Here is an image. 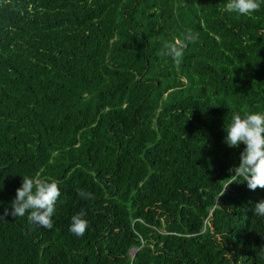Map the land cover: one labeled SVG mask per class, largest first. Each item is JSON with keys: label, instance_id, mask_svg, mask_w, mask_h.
<instances>
[{"label": "trees", "instance_id": "16d2710c", "mask_svg": "<svg viewBox=\"0 0 264 264\" xmlns=\"http://www.w3.org/2000/svg\"><path fill=\"white\" fill-rule=\"evenodd\" d=\"M225 4L0 0V213L24 176L60 189L51 229L0 219V264H264V188L221 195L245 147L224 128L264 113V3Z\"/></svg>", "mask_w": 264, "mask_h": 264}, {"label": "clouds", "instance_id": "9594fccd", "mask_svg": "<svg viewBox=\"0 0 264 264\" xmlns=\"http://www.w3.org/2000/svg\"><path fill=\"white\" fill-rule=\"evenodd\" d=\"M264 0H226L225 10L240 16H250L260 10ZM199 33L187 29L182 36L162 44L160 55L169 57L175 66L179 67L183 61L185 49L188 44L195 43ZM224 143L229 147L245 145L239 155V164L230 169L232 173L227 179L221 195L232 183L238 179L243 180L250 190L257 187L264 188V113L253 112L241 116L234 113L230 124L225 129ZM78 195L87 199L91 193L78 189ZM60 197L58 181L55 179L24 176L21 186L16 189V195L11 201V211L4 209L0 219L6 216L24 217L33 225L46 229L53 226L52 217L55 213L56 203ZM254 211L264 216V200L255 204ZM85 213L79 212L72 216L69 231L77 237H82L87 228L88 221Z\"/></svg>", "mask_w": 264, "mask_h": 264}, {"label": "rangeland", "instance_id": "374dc122", "mask_svg": "<svg viewBox=\"0 0 264 264\" xmlns=\"http://www.w3.org/2000/svg\"><path fill=\"white\" fill-rule=\"evenodd\" d=\"M132 253H133V251H132Z\"/></svg>", "mask_w": 264, "mask_h": 264}]
</instances>
